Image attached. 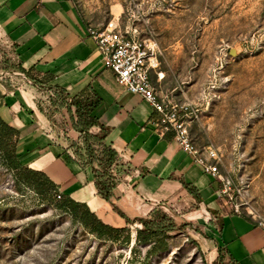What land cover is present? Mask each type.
<instances>
[{
  "label": "rangeland",
  "instance_id": "374dc122",
  "mask_svg": "<svg viewBox=\"0 0 264 264\" xmlns=\"http://www.w3.org/2000/svg\"><path fill=\"white\" fill-rule=\"evenodd\" d=\"M75 2L92 27L113 20L155 43L164 95L196 110L187 120L192 142L215 148L226 198L264 225V0ZM9 62L0 45L6 84L18 78ZM161 212L174 223L164 248L138 239L140 223L98 236L16 183L0 160V264H226L191 210Z\"/></svg>",
  "mask_w": 264,
  "mask_h": 264
},
{
  "label": "crops",
  "instance_id": "0c3cea01",
  "mask_svg": "<svg viewBox=\"0 0 264 264\" xmlns=\"http://www.w3.org/2000/svg\"><path fill=\"white\" fill-rule=\"evenodd\" d=\"M114 11H120L118 5ZM89 27L75 0H0V45L18 66L12 72L16 82H0V114L19 130L20 162L44 172L61 193L111 226H138V218L155 210L189 209L205 223L226 264H264V225L222 193L219 168L217 177L204 172L171 132H160L150 104L120 86L103 65ZM158 51L151 84L161 99L179 102L164 95ZM55 88L64 91L66 103L74 97L90 102L102 125L87 130L102 138L94 147L107 145L116 153L107 173L108 195L97 192L93 167L76 148L84 132L72 122L74 107L68 111L46 99Z\"/></svg>",
  "mask_w": 264,
  "mask_h": 264
},
{
  "label": "trees",
  "instance_id": "16d2710c",
  "mask_svg": "<svg viewBox=\"0 0 264 264\" xmlns=\"http://www.w3.org/2000/svg\"><path fill=\"white\" fill-rule=\"evenodd\" d=\"M9 63L5 67L14 71L18 69L13 61ZM52 92L53 95L46 97L51 105L57 103L56 105L63 106L68 111L71 110V105L74 107L76 119L72 122L74 121V124L79 127V131L84 132L80 136L79 145L76 148L84 150V154L88 157V164L93 167L96 175L97 192L104 196L108 195L111 183L107 173L116 159V153L107 145H104L100 151L94 147V144L102 138L96 134H90L87 130L92 125L101 124L97 121L96 116L91 113L90 102L74 97L66 103V95L62 89L55 88ZM3 98L4 94L0 90V107L3 104ZM18 135V128L6 121L0 114V160L12 172L16 183L30 187L42 201L55 202L57 207L67 211L73 219L98 236L111 238L115 232L122 229L104 223L85 203L76 201L61 193L58 185L44 172L22 164L16 153ZM184 185L189 187L188 184ZM57 194L60 195L59 198L56 197ZM166 220V215L161 210L153 211L149 217L138 218L137 221L141 224V228L137 230L138 239L144 243L157 241L159 245L155 246L154 244L152 246L153 250L164 248V237H166L168 231L174 229V223L171 220Z\"/></svg>",
  "mask_w": 264,
  "mask_h": 264
},
{
  "label": "built area",
  "instance_id": "2783aa9c",
  "mask_svg": "<svg viewBox=\"0 0 264 264\" xmlns=\"http://www.w3.org/2000/svg\"><path fill=\"white\" fill-rule=\"evenodd\" d=\"M88 34L101 53L103 65L112 71L117 83L139 95L158 114L155 125L160 132H171L180 148L190 154L204 172L217 177L218 155L215 148H198L189 136L187 120L196 110L186 102L161 99L151 84L150 71L156 66L152 60L156 52L155 43L134 31L121 29L112 20L102 27H89ZM227 188L225 183L222 193L227 194Z\"/></svg>",
  "mask_w": 264,
  "mask_h": 264
}]
</instances>
